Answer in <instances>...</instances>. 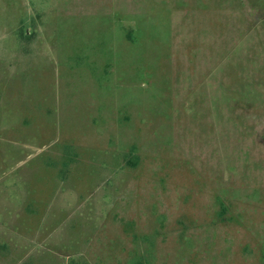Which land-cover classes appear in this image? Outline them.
Returning a JSON list of instances; mask_svg holds the SVG:
<instances>
[{"label":"rangeland","instance_id":"obj_1","mask_svg":"<svg viewBox=\"0 0 264 264\" xmlns=\"http://www.w3.org/2000/svg\"><path fill=\"white\" fill-rule=\"evenodd\" d=\"M0 264H264V0H0Z\"/></svg>","mask_w":264,"mask_h":264}]
</instances>
